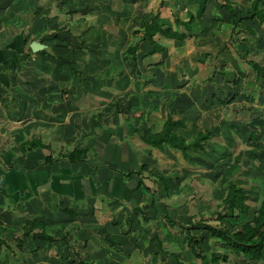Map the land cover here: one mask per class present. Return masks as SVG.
Returning <instances> with one entry per match:
<instances>
[{"label":"crops","instance_id":"0c3cea01","mask_svg":"<svg viewBox=\"0 0 264 264\" xmlns=\"http://www.w3.org/2000/svg\"><path fill=\"white\" fill-rule=\"evenodd\" d=\"M233 1L232 7L241 16L239 26L234 30L230 29L228 22L229 12L225 6L216 8V0H143L137 3L136 0H124L117 10L108 9L115 13L112 24L123 21L122 17L135 16L136 21L130 30L132 35L126 36L123 24H119L116 31L120 34L111 36V32L105 29L106 24L94 22V34L87 35L92 37L90 42L86 36L78 39L69 23L77 17L80 25L88 21L84 10L89 11L92 6L84 3L83 10L72 0H63L62 3L58 0L53 17L48 16V23L58 29L43 35L51 44L48 48L50 54L42 51L49 46L43 40L37 39L43 46L35 53H25L23 44L29 36L35 40L44 30L43 17L51 3L44 0L45 5L38 9L32 7L34 15L30 21L35 26L25 32L21 29L12 33L11 28L13 19L14 25L21 28L27 21L25 12L29 0L20 3L17 13L10 10L8 15L0 16V26H9L4 34L0 30V162L6 166L3 169L0 165V239L3 241L0 242V264H75L79 258L103 264L109 258L107 255H113L117 249L130 251L134 243L142 249L147 248L146 243H152L153 249L154 231L148 229L150 234L147 235L144 224H150L158 213L164 215L162 196L168 190H164L163 183L155 177H167L168 174L156 172L162 169L154 166L153 156L166 155L170 148L163 145L165 150H162L142 142L138 128H157L152 126V117H157L158 104L164 94H170L166 104L171 103L172 110L181 104H190L181 101L178 92H173L177 73L188 68L179 71L166 68L163 58L169 55L170 47L183 53V46L188 45L193 66L199 67L220 68L221 65H216L218 61L224 62L225 59L221 60L224 53L233 58L236 51L246 52L250 44L254 52L260 49L264 60V49L253 44L256 35L261 33L264 36V28L255 17H247L250 2L243 7L238 4L236 8V0ZM33 3L39 4V0H33ZM134 4L138 8L133 12L131 7ZM258 5L264 8V0ZM65 11L71 12L69 18L60 22L59 27L55 26L58 18L67 17ZM191 14H196V19L191 22L189 30H184L182 24L174 26V19L183 21ZM149 15H156L155 19L164 27L183 30L186 36L177 39L157 32L153 37L163 49L150 51L148 41H140L135 62H128L120 52L121 47L133 41L138 33L132 31L141 28L142 19ZM111 31L114 33L113 29ZM254 31L258 34H253ZM57 39L62 44H58ZM109 42L122 43L118 47L115 45L116 56L107 49ZM85 45L96 51L77 49H85ZM75 50L81 58L76 59L74 67L78 70L82 65L90 68L87 80L91 84L87 86L72 82V86L69 85L72 73L67 60L75 59ZM30 54H33L34 67L37 68L23 65L22 56ZM51 54L58 56V62L52 60ZM114 58L116 61H112ZM190 58L185 59L186 63ZM251 70L254 72L253 68ZM98 73L104 74V78L95 79ZM108 74L117 79L108 80ZM182 96L187 99V94L182 93ZM176 111L180 112L178 117L183 116V108ZM185 128L183 125L173 129L188 137L190 132L185 133ZM34 135L42 143L41 147L21 145ZM73 148L84 150L86 158L71 161L64 156ZM46 155L52 157L50 162H44ZM142 164L144 168L140 167ZM124 171L131 172L125 174ZM11 208L29 219L42 220L44 230L56 239L47 241L29 235L27 241H31V248L27 252L16 249L17 244L11 247L20 226V220ZM140 218L144 221L140 222ZM125 222L128 227L122 228ZM64 234L72 246H66L62 239Z\"/></svg>","mask_w":264,"mask_h":264},{"label":"rangeland","instance_id":"374dc122","mask_svg":"<svg viewBox=\"0 0 264 264\" xmlns=\"http://www.w3.org/2000/svg\"><path fill=\"white\" fill-rule=\"evenodd\" d=\"M22 1L24 2V0ZM22 1L0 0V16L2 14L8 15L10 10L13 14L17 13L19 10L17 8L20 7V3ZM72 1L78 4L77 8H81L83 10L85 5L84 3L92 6L91 8L87 7L90 8L89 11L88 9H86L87 12L86 10H84V14L87 16L88 21H84L83 23H81L82 25H80V21L78 22L79 19L77 17L73 22L69 23L72 33L74 32L73 34L75 35L78 34V39L80 36H86V39L91 42L92 37H87V35L94 34V22L106 24L105 29L111 32V36H114L117 33L120 34V32L116 31V26H118L119 24H123L122 26L126 31V36L132 35L130 33V30H132L131 26L133 27V23L134 21H136L135 16H131L129 19H125L122 17L121 20L123 21H117L118 23L114 22L112 24V19L115 17V13H113L112 11L117 10V8L121 6V1L124 0ZM129 1L132 0H127V2ZM138 1L142 2L143 0H136V3ZM45 2L49 4L51 3L48 11L45 12L48 16L50 15V17H53L51 15L54 14L57 9L58 0H45ZM45 2L44 0H39V4H35L33 3V0H29L28 10L25 12V18L27 19V21H25V24H22L21 28L19 25H14L13 19L11 28L12 33H16L21 29L22 32H25L27 29L34 27L35 23H31V18L34 15L33 11L35 8L38 9L39 7H41V5ZM248 2L249 0H236V8H238V4L242 5L243 7L244 4H248ZM66 3L70 2L66 1ZM33 6L34 9L32 8ZM97 6L98 9L95 10ZM126 7L128 8V6ZM108 8H111L112 11H109ZM137 8L138 5L134 4V6L131 7V11ZM241 11L244 12V10ZM69 13L65 11L67 17L63 16L61 18H58L59 21L57 20L55 26L59 27L58 24H60V22H63L65 19L69 18ZM74 16H77V14L74 13ZM86 24H89V26H86ZM124 25L126 27H124ZM8 27L9 26H0L2 34H4L5 29H7ZM54 28L56 27H54L53 23H47L46 31H40V33L37 34L38 37L35 38L36 41L43 40L45 43H47V45H49H44L45 48H43L42 50L44 52H47L46 54H50L48 48L51 46V44L48 41L49 39H46V36L43 35ZM112 29L114 30V33L111 31ZM235 33L236 31H233V34L236 36ZM256 33L258 34V32H253V34ZM51 34L54 35V33ZM135 36L134 38H136ZM260 39H262V41ZM31 40L34 39L29 36V38L23 44L25 53H35L38 50L42 49L40 48L36 51H28L27 46L29 47V42ZM82 40L84 41V39ZM56 41L59 42L58 44H62L61 40L57 39ZM89 41H86L87 44L90 43ZM253 42L256 48L264 49L263 34L260 33V36L256 35V39H253ZM120 44L122 45V43L109 42L107 44V49L110 52L115 53V45L116 47H118ZM90 47L91 46L86 47L85 45V49H77L89 50L91 52L96 51L95 49H89ZM123 47L124 45L121 47V53H124L122 49ZM183 49V53H180L175 48L170 47V52L168 53L169 55L167 56V58H163L164 61H166V68H168V70H172L175 68L176 71H179L180 69L188 68L187 70H183L182 73H177L178 75L174 82V84H176L172 88L176 89L173 92H178L177 96H181V101L190 104H188L187 106L181 104V107L177 108L178 110H180L181 108L184 109L182 114L185 118V133L190 132V134L192 135L196 130H203V128L206 127L209 129L210 135L208 139L203 141L200 146L188 149V155L186 157L181 155L178 150H173L171 148L170 151L166 153V155H164V153H160L158 154V157L153 156L154 166L158 169H162L157 170L156 172L159 171L162 174H168L167 178L169 181L165 182L166 184H168V190L167 193L162 196V204H165L166 207L163 206L164 212L165 210H167L169 217H171L174 221V225H168L166 221H164L162 213H158L156 219H154L150 224H144L146 227L144 229L147 235L150 231H154L155 233H157L158 237L162 241V249L153 247V249L151 250L152 243L148 244L145 241H143V243H146V249H142L141 247H139V244L134 243V247L133 249L131 247L130 251L126 249L123 252L122 249H117L116 252L113 253V255H107L109 256V258H107L106 262L103 264H175V261L170 252L178 253L180 258L187 261L188 264H199V258L193 255L191 249L189 248V245H187L182 238V235L185 232L183 230V224L188 222V220L196 222L198 221V224L195 227L190 228L191 234L195 238H199L200 240L196 248L197 250H205L206 253L217 251L228 252V260L222 261V264H233L239 260L238 257H236L232 252L228 250L226 244L222 240H219L216 237L212 236L203 227V224L201 222L205 221L208 224L217 223L213 211L218 208L220 198L223 196L226 189L227 180L230 178L233 179L235 183L241 185L243 187V190L248 194L249 197L246 199V202L249 205V212L246 214L238 213L237 217H231L229 215L225 216L223 218L222 224L228 230H245L251 226L250 210L252 206H254L259 201L263 194L264 76L260 74V72H257L255 75V73L251 70L252 66L250 65V61L254 60L263 62V54L261 53L260 49L259 51L254 52L250 44V46L247 47L246 52L241 53L239 51H236V55L233 56V58L230 57L228 53H224L221 59H225L224 62L221 63L220 61H218L216 65H221V67L219 66L220 68L212 66H208L207 68L206 66H193L194 62L193 59L190 58V49L188 45H184ZM74 52L76 53L75 59L71 58L67 60L68 68L72 73L69 85L72 86V83H79L82 87L87 86L88 84H91L90 80H87V75L89 76L88 72L90 68H84L82 65L81 69H76L74 67V62H76V59H80L81 57L76 52V50ZM102 52L103 54L104 52L106 53V51ZM32 55L33 54H30V56H22L21 59L25 60L23 65L37 68L34 67L35 61L33 60ZM113 56H116V53ZM146 57L148 58L149 56ZM51 58L53 61L58 62V56L51 54ZM123 58H125L128 62H135V59H131L127 53L123 54ZM186 58H190L188 63H186ZM112 61H116V59L114 58ZM86 66H88V64H86ZM103 69L104 68H102V70ZM181 75L183 76L180 77ZM104 76V74L98 73L95 79H101L104 78ZM107 78L108 80L117 79V77L113 74H108ZM158 84H161V81H158ZM168 89H170V87ZM211 89H215V91H211ZM233 91H235V93L233 97L230 98L229 93ZM161 93L164 94L163 92ZM182 93H184L185 95L187 94V99L182 96ZM239 94L244 95L242 96ZM151 96L154 97V94H151ZM169 96V93L164 94L162 96V100H160V103H157V117H152V120L154 121L152 126H155L157 128H152V130L159 129L161 121L165 117L166 111L171 108L169 106L172 105L171 103L166 104ZM147 101L148 100L144 101L143 103ZM161 101H163L162 103H165L166 105H163ZM177 108H174L173 112L171 113L173 118L178 117L177 115L180 113L179 111L175 112ZM149 115H151V112L149 113ZM248 128L254 131L253 138L250 141H246V131ZM190 134L188 135V137L191 136ZM141 141L144 142L142 139ZM162 150H165L164 146L162 147ZM136 153L139 154L140 151L136 149ZM1 155L3 156V154ZM19 163L21 164V162ZM0 165H2L1 162ZM2 168L5 169L6 166L4 167L2 165ZM127 172L128 171H124L125 174ZM43 200H47V198H43ZM11 211L13 213H16L15 217L17 218V220H20L17 237L21 240V243L20 249L18 247H16V249H23L27 252V250L31 248V241H27L30 238L29 235H24L22 233V224L29 218L27 215L22 216L18 210H12L11 208ZM228 212V209L224 211L226 215ZM143 221L144 220L140 218V222ZM127 227L128 223L125 222L122 228ZM148 229H150V231ZM91 233L93 234V230H91ZM152 242H154V240H152ZM15 246L16 243L14 241V245H11V247L14 248Z\"/></svg>","mask_w":264,"mask_h":264},{"label":"trees","instance_id":"16d2710c","mask_svg":"<svg viewBox=\"0 0 264 264\" xmlns=\"http://www.w3.org/2000/svg\"><path fill=\"white\" fill-rule=\"evenodd\" d=\"M60 1L61 3L63 2V0ZM259 1L260 0H249L250 13L247 17H255L264 28V8L259 7ZM233 2V0H216V8L225 6L227 11L229 12L228 22L231 27V30L238 25L241 19V16H238L239 11L235 10L232 7ZM202 3L204 5V2ZM203 5L201 7V11L203 10ZM155 18L156 15H149L147 19H142L141 28L132 31L138 34L135 36L136 38L126 44L123 49L124 53H127L131 59L134 60L135 51L138 48V44L140 41H148V43L151 45L150 51L160 52L163 49V45L158 43L153 37L154 34H156L157 32L161 35L167 37H174L177 39H183L186 36V33L183 30H177V28L173 29L170 26L164 27V25L159 23ZM43 19L45 21L44 31H46L49 19L48 15L45 14ZM195 19L196 14H191L188 19L183 21H178V19H174V26H177V24H182L184 30H189L191 22ZM65 25L64 27H66ZM27 49L28 51H30V48L28 46ZM250 65L252 66L255 73L261 72L262 74H264V60L262 63H259L257 61H250ZM234 93L235 91L229 93V97H233ZM240 95L243 96L244 94ZM172 112V109L167 111L166 117L162 121L159 129L152 130L151 126H147L144 128H138V132L140 138L149 145L162 149L163 145L166 144L169 148L173 150H178L181 155L186 157L188 155V149L196 148L200 146L203 141L208 139L210 135L209 129L204 127L203 130H196L190 137H185L184 135L177 133L173 129L174 127L185 125V120L183 116L173 118L171 115ZM253 134L254 131L248 128L246 131V141H250L253 138ZM26 144L30 147L42 146V143L35 135L32 136L30 140L21 142L22 146H25ZM64 156H67V158L71 161L78 159L84 160L86 158L84 150H79L75 148L71 149L66 155L64 154ZM51 160L52 157L50 155L44 156V162L47 163ZM140 167L144 168L145 165L142 164ZM130 172L131 171H128L126 174H129ZM155 177L163 183V186L166 188L165 190H167L168 186L165 183L167 177ZM248 197V194L243 190V187L241 185L235 183V181L231 178L228 179L225 192L220 198L218 208L213 211L217 223L208 224L207 222L202 220L201 223L203 224V227L212 236L216 237L219 240H222L228 247V250L232 252L236 257H238L239 260L233 264H264V190L259 201L254 206H252L250 210L251 226L249 228L245 230H228L222 224L223 218L225 216L229 215L231 217H237L238 213L246 214L249 212V205L246 202V199ZM164 207H166L165 204ZM226 209L229 210L227 215L224 213ZM66 211L69 212V210ZM163 218L168 225H174V221L171 217H169L167 210H165ZM197 222L188 220V222L183 224V230L185 232L182 235V238L186 242V244L189 245V248L191 249L193 255L199 258V264H222V261L228 260V252L217 251L212 253H206L205 250L196 249L200 240L199 238H195L191 234L190 228L195 227L198 224ZM22 229V233L24 235H30L34 239H43L47 241H52L56 239L55 237L47 233L46 230H44V222L39 219L30 218L22 224ZM152 238L155 241L154 247L162 249V241L158 237L157 233L154 232ZM62 239L65 241L67 247L71 246V244L68 242L66 234L62 236ZM0 242L3 241L0 239ZM15 242L18 245L17 247L20 249L21 240L16 237ZM170 254L173 257L175 264H188L187 261L182 260L180 258L178 253L170 252ZM75 264L92 263L83 261L79 258Z\"/></svg>","mask_w":264,"mask_h":264},{"label":"water","instance_id":"95a60500","mask_svg":"<svg viewBox=\"0 0 264 264\" xmlns=\"http://www.w3.org/2000/svg\"><path fill=\"white\" fill-rule=\"evenodd\" d=\"M42 46H43V44L38 42V41H36V40H31L29 42V47H30L31 51H36V50L42 48Z\"/></svg>","mask_w":264,"mask_h":264}]
</instances>
